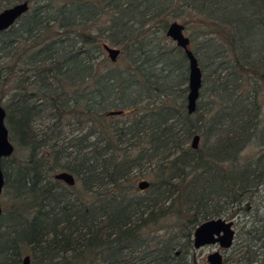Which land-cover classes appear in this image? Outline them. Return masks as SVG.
I'll return each mask as SVG.
<instances>
[{
    "label": "trees",
    "instance_id": "1",
    "mask_svg": "<svg viewBox=\"0 0 264 264\" xmlns=\"http://www.w3.org/2000/svg\"><path fill=\"white\" fill-rule=\"evenodd\" d=\"M25 1L0 33L14 146L2 160L0 264H198L193 231L216 217L234 222L223 264H264V0H0V10ZM172 21L202 72L191 114ZM103 44L120 50L115 62Z\"/></svg>",
    "mask_w": 264,
    "mask_h": 264
},
{
    "label": "water",
    "instance_id": "2",
    "mask_svg": "<svg viewBox=\"0 0 264 264\" xmlns=\"http://www.w3.org/2000/svg\"><path fill=\"white\" fill-rule=\"evenodd\" d=\"M28 8L29 4L25 1L0 10V33L14 25ZM184 30L185 27L182 23L172 21L167 28L166 35L172 39L177 46L184 50L188 59L187 112L191 114L196 110V102L202 86V72L193 51L190 48V40ZM103 48L108 54L109 60L115 62L120 50L111 47L108 44H103ZM119 113V111L109 112L110 115H117ZM5 116V109L0 105V200L5 182L2 171V160L9 158L14 151V146L9 139L8 130L5 125ZM199 141L200 137L194 135L191 140V147L196 149L199 146ZM54 177L69 186L75 184L73 175L66 171L58 172ZM137 186L139 190H145L149 186V182L147 180H142ZM1 212L2 209L0 203V214ZM234 235L235 230L233 220H228L222 217L209 218L198 224L194 229L193 247L198 250L209 245L217 246L218 249L210 252L206 256V264H223L224 258L222 252L232 246ZM20 264H31L29 256H24Z\"/></svg>",
    "mask_w": 264,
    "mask_h": 264
},
{
    "label": "rangeland",
    "instance_id": "3",
    "mask_svg": "<svg viewBox=\"0 0 264 264\" xmlns=\"http://www.w3.org/2000/svg\"><path fill=\"white\" fill-rule=\"evenodd\" d=\"M186 34H187V32H186ZM104 55L108 58V54L104 51ZM109 59V58H108ZM20 155V152H16V153H14V156H19ZM142 180H147V181H149V178L147 179V178H144V177H137L136 178V184H138L140 181H142ZM0 202H1V200H0ZM216 249H218V247L217 246H213V245H209V246H205V247H203V248H201V249H195L194 250V255H195V257H196V260H197V262H198V264H206V256L210 253V252H212V251H214V250H216ZM225 255V254H224Z\"/></svg>",
    "mask_w": 264,
    "mask_h": 264
},
{
    "label": "flooded vegetation",
    "instance_id": "4",
    "mask_svg": "<svg viewBox=\"0 0 264 264\" xmlns=\"http://www.w3.org/2000/svg\"><path fill=\"white\" fill-rule=\"evenodd\" d=\"M230 249V248H229ZM229 249H227V250H229ZM227 250H224L223 252H222V254H223V258L225 257V251H227Z\"/></svg>",
    "mask_w": 264,
    "mask_h": 264
}]
</instances>
